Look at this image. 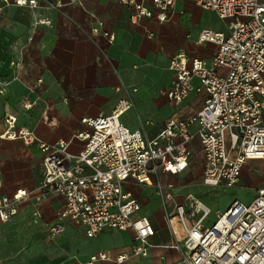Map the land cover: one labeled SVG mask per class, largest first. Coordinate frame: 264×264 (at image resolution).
<instances>
[{
    "label": "built area",
    "instance_id": "1",
    "mask_svg": "<svg viewBox=\"0 0 264 264\" xmlns=\"http://www.w3.org/2000/svg\"><path fill=\"white\" fill-rule=\"evenodd\" d=\"M120 1L133 7V19L156 17L161 22L171 18L177 2ZM194 1L228 22L227 30L203 28L200 32V41L218 45L211 63L190 58L183 50L171 58L174 101L180 104L192 91H204L199 109L172 115L158 133L150 135L143 125L132 129L121 120L133 106L131 99L121 98L112 113L84 116L86 126L72 139L54 143L40 140L31 129H18V116L5 113L6 128L0 135L20 137L28 144L38 142L43 177L36 189L21 187L13 194L1 190L0 180V235L1 223L18 213L23 200L36 192L39 199L56 194L65 201L49 234L63 233L67 220L82 225L89 237L105 229H134V247L116 259L123 262L133 254H145L151 246L149 237L156 233L151 219L139 213L142 202L129 184H152L163 200L174 246L181 252L178 264H264V183L250 203L234 199L208 225L209 206L192 195L188 206L178 202L175 186L160 178L162 172L181 173L190 166L195 142L205 158L202 180L212 186L237 185L246 160L264 158V0ZM13 3L35 7L40 0ZM36 22L49 23L50 19L40 17ZM104 33L115 38L114 32ZM0 92H4L1 80ZM38 99H28L24 107L31 109ZM74 138L81 142L77 152L70 149ZM174 218L182 224V238L174 228ZM100 259H108L106 250L92 254L88 264Z\"/></svg>",
    "mask_w": 264,
    "mask_h": 264
},
{
    "label": "crops",
    "instance_id": "2",
    "mask_svg": "<svg viewBox=\"0 0 264 264\" xmlns=\"http://www.w3.org/2000/svg\"><path fill=\"white\" fill-rule=\"evenodd\" d=\"M13 1L0 0V80L4 86V92H0V134L6 128L4 115L11 112L18 116V129H31L40 140H70L86 126L82 122L84 116L110 114L121 98H129L133 106L121 115V120L132 129L143 125L150 135H155L172 115L187 114L203 105L204 91H192L180 104L174 101L171 86L175 70L170 61L183 50L190 58L200 57L211 63L218 45L200 41L203 28L192 31L180 13L202 8L218 15L215 11L194 0H177L171 18L161 22L156 17L133 19V7L120 0H40L35 7ZM40 17L50 22L37 23ZM227 29L228 24L213 30ZM105 30L114 32L115 38L110 39ZM194 82L199 84L198 77ZM37 96L38 102L26 109L24 103ZM80 143L74 138L70 149L77 152ZM197 155L202 157L204 170V153L195 142L190 166L185 171ZM161 174L179 177V173ZM42 177L43 153L38 142L28 144L20 137L0 135L1 190L8 194L21 187L34 190ZM161 180L175 186V200L188 204L191 193L184 201L179 199V181ZM262 183L264 180L257 187ZM129 187L143 208L148 198L143 196L145 189L137 187L153 189L155 185ZM64 201L56 194L39 199L37 192L23 200L18 213L1 223L0 264H88L92 254L101 250L108 252V259L96 264H178L181 252L174 246L164 214L167 236L155 240L159 228L148 213H142V208L139 213L147 215L156 228L149 237L156 248L133 254L120 263L116 262L118 255L131 252L135 244L134 229H105L98 236L89 237L82 225L67 220L63 233L49 237V228L59 220L58 211ZM173 223L182 238V224L178 218ZM114 232L126 235L128 242L112 252L102 239ZM93 243L98 248H93ZM176 251L178 258L171 262Z\"/></svg>",
    "mask_w": 264,
    "mask_h": 264
},
{
    "label": "rangeland",
    "instance_id": "3",
    "mask_svg": "<svg viewBox=\"0 0 264 264\" xmlns=\"http://www.w3.org/2000/svg\"><path fill=\"white\" fill-rule=\"evenodd\" d=\"M209 12L210 11L206 9L195 8L186 13H183L182 11L180 16L182 21L191 24L190 29L192 31L197 30L198 32L204 27L212 29L226 27L228 24L226 20ZM192 34L194 35V33ZM200 92L201 91H199V93ZM202 171L203 160L200 155H197L191 167L187 171L179 173L178 178L175 179L171 175L166 176L163 174H161V178H166L169 182L179 181V199L184 201L186 199V195L191 193L193 197L201 199L207 206H209L211 212L206 218L205 223L211 225L217 219L219 213L223 212L234 201V199L237 198L245 203H250L254 199L257 191L256 184L264 180V159H247L243 165V175L240 182L231 187L224 185L212 186L204 183L201 179ZM137 189H145L143 196L146 195L148 198L143 205L142 213H148L159 228V235L155 240L166 237L168 231L163 217L164 204L161 196L157 192V187L155 186L153 189L137 187ZM186 201L188 203V200ZM179 234L183 237L185 236V232L180 225ZM48 236L54 238L51 235ZM102 240L106 243L108 242L105 247L109 248L112 252L117 251L120 246L127 244L128 242L126 235H119L116 232L111 233L110 236L105 237ZM93 248H98V245L93 243ZM155 248L156 247L153 245L148 246L147 251H153ZM177 258L178 252L176 251L175 256H171V262L176 261Z\"/></svg>",
    "mask_w": 264,
    "mask_h": 264
},
{
    "label": "snow or ice",
    "instance_id": "4",
    "mask_svg": "<svg viewBox=\"0 0 264 264\" xmlns=\"http://www.w3.org/2000/svg\"><path fill=\"white\" fill-rule=\"evenodd\" d=\"M21 2H23V0H21Z\"/></svg>",
    "mask_w": 264,
    "mask_h": 264
}]
</instances>
